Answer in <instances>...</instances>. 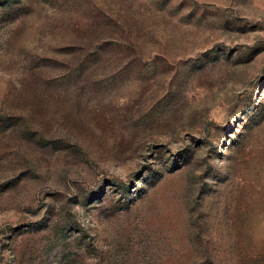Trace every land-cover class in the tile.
Wrapping results in <instances>:
<instances>
[{
	"label": "rangeland",
	"instance_id": "obj_1",
	"mask_svg": "<svg viewBox=\"0 0 264 264\" xmlns=\"http://www.w3.org/2000/svg\"><path fill=\"white\" fill-rule=\"evenodd\" d=\"M0 264H264V0H0Z\"/></svg>",
	"mask_w": 264,
	"mask_h": 264
}]
</instances>
